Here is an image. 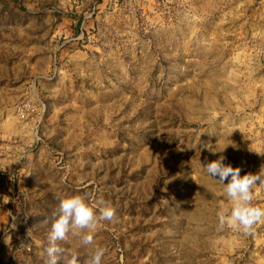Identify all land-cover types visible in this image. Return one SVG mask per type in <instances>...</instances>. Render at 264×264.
I'll return each instance as SVG.
<instances>
[{"label":"rangeland","instance_id":"obj_1","mask_svg":"<svg viewBox=\"0 0 264 264\" xmlns=\"http://www.w3.org/2000/svg\"><path fill=\"white\" fill-rule=\"evenodd\" d=\"M258 153L264 0H0V264H48L75 195L116 218L57 241L58 264L97 246L101 264H264V222L221 229L231 201L204 170L255 174Z\"/></svg>","mask_w":264,"mask_h":264},{"label":"clouds","instance_id":"obj_2","mask_svg":"<svg viewBox=\"0 0 264 264\" xmlns=\"http://www.w3.org/2000/svg\"><path fill=\"white\" fill-rule=\"evenodd\" d=\"M212 151L208 145H205ZM222 152V151H221ZM264 155V153H258ZM225 156L204 165L206 173L216 178L224 187V193L231 201V209H223L217 213L219 227L225 226L232 230L241 231L245 235L254 233L255 226L264 222V208L253 204L254 189L257 185L264 186V165L253 174L241 176L240 167L226 165ZM228 181L225 183V181ZM98 213V214H97ZM116 210L101 201L98 205L90 206L85 197L75 195L59 200L58 206L53 210L51 217V232L49 235L48 264H58V256L67 252L57 245V241H67L68 234L75 231L80 236L82 245L93 244L94 233L103 221H113ZM45 219L41 224H47ZM107 249L97 246L87 264H101L102 257ZM64 264H79L76 252L68 253Z\"/></svg>","mask_w":264,"mask_h":264}]
</instances>
